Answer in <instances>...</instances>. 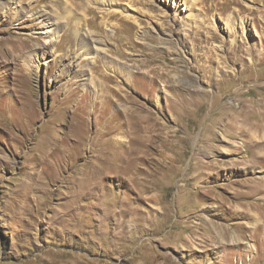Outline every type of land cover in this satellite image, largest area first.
I'll use <instances>...</instances> for the list:
<instances>
[{"label":"rangeland","instance_id":"obj_1","mask_svg":"<svg viewBox=\"0 0 264 264\" xmlns=\"http://www.w3.org/2000/svg\"><path fill=\"white\" fill-rule=\"evenodd\" d=\"M173 6L0 0V264H264V0Z\"/></svg>","mask_w":264,"mask_h":264},{"label":"bare ground","instance_id":"obj_2","mask_svg":"<svg viewBox=\"0 0 264 264\" xmlns=\"http://www.w3.org/2000/svg\"><path fill=\"white\" fill-rule=\"evenodd\" d=\"M161 1H163V2H167L168 1V3L170 4H173L174 6H179V0H161ZM9 2H11V1H9ZM186 3V2H185ZM184 5H188V4H184ZM184 5H183V10H184V12H185V15H184V19H192L191 18V14L189 13L191 10H189V7L188 6H185L184 7ZM173 6V7H174ZM20 16V15H19ZM53 16H55V14L51 11V10H49V12H48V15H47V17H53ZM20 18V17H19ZM56 18L57 17H55V18H49L51 21V25L52 24H55L56 23ZM79 18V17H78ZM168 24V22H165V24ZM56 25V24H55ZM52 28V27H51ZM50 28V29H51ZM55 28V31H56V27H53V29ZM170 28V29H169ZM169 30H171L172 29V27L171 26H169ZM50 29H49V31H50ZM48 31V32H49ZM172 31V30H171ZM162 40V42H164V44H165V42L166 43H170L171 45H176V43L174 42L175 40H173V39H165V38H162L161 39ZM179 42H181L180 40H179ZM178 50V49H177ZM180 55V54H179ZM175 60V59H174ZM178 60V59H177ZM176 61V60H175ZM156 69V68H155ZM154 71V70H153ZM152 71V72H153ZM163 71V70H162ZM164 72V71H163ZM159 73V72H158ZM191 94V93H190ZM126 114H130V115H134V116H136V117H139L140 118V116H139V114H138V112H137V110L136 109H133V107L130 109V108H128L127 109V113ZM139 131V130H138ZM142 137V136H141ZM141 137H140V140H141ZM146 141V140H145ZM144 143V142H143ZM139 159H142V158H139ZM167 264H170V263H167Z\"/></svg>","mask_w":264,"mask_h":264}]
</instances>
